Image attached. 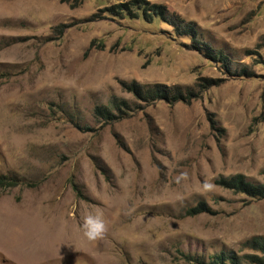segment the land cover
I'll use <instances>...</instances> for the list:
<instances>
[{
    "label": "rangeland",
    "instance_id": "rangeland-1",
    "mask_svg": "<svg viewBox=\"0 0 264 264\" xmlns=\"http://www.w3.org/2000/svg\"><path fill=\"white\" fill-rule=\"evenodd\" d=\"M131 1L0 0V176L17 180L0 178V264H264V197L218 183L264 186V0H141L194 37L109 10ZM201 76L218 83L190 102L94 114L138 102L133 80ZM90 212L106 225L95 240L80 228Z\"/></svg>",
    "mask_w": 264,
    "mask_h": 264
},
{
    "label": "trees",
    "instance_id": "trees-1",
    "mask_svg": "<svg viewBox=\"0 0 264 264\" xmlns=\"http://www.w3.org/2000/svg\"><path fill=\"white\" fill-rule=\"evenodd\" d=\"M138 9H142L141 14L144 19H146L147 17L149 19H152L154 16H156L157 18L160 17L166 23L172 25L176 31H179L186 35H191L193 37L195 36L196 30L193 22H184V20L178 15L171 16L168 12L167 7L160 3H148L146 1L142 3L141 0H139V2L138 0H135L134 2L131 1L128 3L124 2L115 4L109 8V10L115 15H127L128 17H138L139 15H141L139 14L140 11ZM147 21L153 22L154 20ZM64 26H66L65 23H62L60 25L61 28ZM198 49H201V47H199ZM206 53L212 59L227 57L224 56L221 52L213 53L210 50H207ZM244 71L246 73V70ZM217 83L218 82L216 79L208 76H201L198 79V81L196 82L198 88L183 86L181 84L168 85L161 82L144 85L133 80L132 82H130V84H127L125 88L133 93L138 102H135V104L131 105L125 99L114 101V107L119 111V113H116L111 107L105 104L97 105L94 109V114L104 122H112L115 119L122 117L123 113L137 110L141 107V103L150 104L158 100H164L168 103H175L178 101L190 102L191 99L200 96L201 92L206 88ZM124 108H126L127 110H125ZM0 178L6 180L7 183L11 185L17 183V180L13 178L4 176H0ZM218 183L226 187L238 189L241 192H246L247 194L254 197H264V186L251 182L247 179V176L242 173H237L230 178H221L220 180H218ZM205 209V204L203 202H200L197 206L191 208L189 213H198ZM255 244L260 250L264 251V242L255 241ZM246 258L250 263H257L260 259L256 254H247ZM201 264H241V262L240 260H238V257L232 253H220L215 255L209 263H205L202 261Z\"/></svg>",
    "mask_w": 264,
    "mask_h": 264
},
{
    "label": "clouds",
    "instance_id": "clouds-1",
    "mask_svg": "<svg viewBox=\"0 0 264 264\" xmlns=\"http://www.w3.org/2000/svg\"><path fill=\"white\" fill-rule=\"evenodd\" d=\"M186 173H181L180 176H185ZM179 179V177H177ZM202 187L205 191H211L213 184L211 180L203 181ZM80 228L82 229L83 236L88 240H95L103 236L106 225L100 213H88L82 218Z\"/></svg>",
    "mask_w": 264,
    "mask_h": 264
}]
</instances>
